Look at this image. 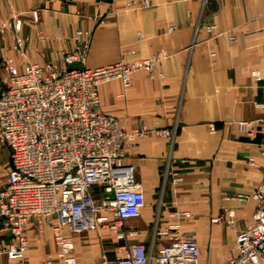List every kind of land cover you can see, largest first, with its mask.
Masks as SVG:
<instances>
[{
	"label": "crops",
	"instance_id": "crops-1",
	"mask_svg": "<svg viewBox=\"0 0 264 264\" xmlns=\"http://www.w3.org/2000/svg\"><path fill=\"white\" fill-rule=\"evenodd\" d=\"M147 1L0 0V55L21 69L27 62L60 69L80 27L92 30L88 67L163 52L152 70H135L129 85L116 78L99 86L102 112L128 130L146 128L125 156L147 199L141 215L125 221L134 229L129 242L156 253L169 234H180L198 242L199 264H227L261 206L253 194L263 180L264 130L238 122L264 127V0ZM15 18L22 20L17 33ZM17 34L27 40L24 57ZM27 235L28 264H63L50 227L31 224ZM71 235L79 264H118L123 255L122 242L105 229ZM7 239L0 227V247ZM12 263L0 251V264Z\"/></svg>",
	"mask_w": 264,
	"mask_h": 264
},
{
	"label": "built area",
	"instance_id": "built-area-1",
	"mask_svg": "<svg viewBox=\"0 0 264 264\" xmlns=\"http://www.w3.org/2000/svg\"><path fill=\"white\" fill-rule=\"evenodd\" d=\"M21 24L15 18L17 30ZM87 48L88 42L79 40L75 50L65 52L60 69L31 63L18 70L11 58L2 59L6 73L0 77V141L9 148L10 163L7 182L0 186V222L11 237L0 251L12 264H26L27 228L34 224L40 232L51 228L63 264H79L71 233L101 228L122 242L118 264H199L201 252L193 238L169 234V242L156 253L141 242H129L134 229L125 221L139 217L147 199L135 166L125 156L146 128L128 130L99 108L102 83L118 78L127 86L135 70H152L164 54L88 67ZM74 62L83 67L69 69ZM238 125L250 132L264 130L245 120ZM210 129L216 131L214 125ZM260 168L263 180L253 197L261 206L237 234L238 253L227 264H264V166ZM233 219L234 210H227V223Z\"/></svg>",
	"mask_w": 264,
	"mask_h": 264
},
{
	"label": "rangeland",
	"instance_id": "rangeland-1",
	"mask_svg": "<svg viewBox=\"0 0 264 264\" xmlns=\"http://www.w3.org/2000/svg\"><path fill=\"white\" fill-rule=\"evenodd\" d=\"M145 1L148 2L147 0H145ZM33 14H34V16L37 14L36 9L34 10ZM20 19H21V18H20ZM14 20H15V19H14ZM21 21H22V20H21ZM21 26H22V24H21ZM13 28H14V30L16 31V33L19 32V31L21 30V29H20V30H17V29L15 28V26H14V22H13ZM0 32H3V29H2V28H0ZM78 32H81V36H82V37H78V38L76 37V35L78 34ZM39 37H40L41 39L44 38V35H43L42 32L39 33ZM72 37H73L74 47H73L72 50H69V51H73V50H75V46H76L77 42H79V40H80V41H81V40H85L86 42H88V48H87V54H86V58H87L88 51H89V47H90V43H91L92 30H91L90 28H84V27L77 28V29L74 31ZM20 39H21L22 43L19 45V40H20ZM25 41H27L26 38H23L22 36H20V35H18V34L15 35V48L19 49V52H20L21 56H23V57L25 56V52H24V49H23L24 44H25ZM69 51H65V52H69ZM159 53H163V52H159ZM64 54H65V53H64ZM64 54H62V56H61V59H62V60H63V58H64ZM152 56H153V55H152ZM149 57H150V56H149ZM4 58H11L13 64L18 68V70H22V69H23L25 66H27L28 64L36 63V62H27L26 65L21 69V68L18 67V65H17V63L15 62L14 58L9 57V56L4 57ZM146 58H148V57H146ZM2 59H3V57H1V55H0V77L3 76V75H5V73H6L5 69H2V68H1V66H2ZM143 59H145V58L137 59V60H143ZM137 60H133V61H137ZM85 61H86V59H85ZM123 62H132V61H123ZM47 63H51V64H53L52 62H47ZM47 63H45V64H47ZM63 63H64V61H63ZM37 64H39V63H37ZM45 64H40V65L45 66ZM53 65H54V64H53ZM54 66H55V65H54ZM8 169H9V148H8L5 144H3V143L0 141V186L5 185L4 182H5V178H6V176H7V173H8ZM0 227H2L1 222H0ZM25 262H26V264H28L27 261H26V256H25Z\"/></svg>",
	"mask_w": 264,
	"mask_h": 264
},
{
	"label": "water",
	"instance_id": "water-1",
	"mask_svg": "<svg viewBox=\"0 0 264 264\" xmlns=\"http://www.w3.org/2000/svg\"><path fill=\"white\" fill-rule=\"evenodd\" d=\"M69 69H75V68H82V64L81 63H78V62H74V63H71L69 64ZM7 237L10 238L11 237V232L10 231H7Z\"/></svg>",
	"mask_w": 264,
	"mask_h": 264
}]
</instances>
